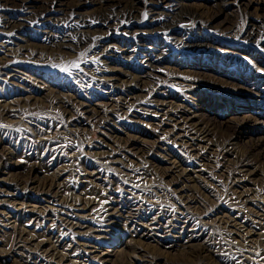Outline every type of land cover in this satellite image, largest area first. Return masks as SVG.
Instances as JSON below:
<instances>
[{
  "label": "rangeland",
  "instance_id": "1",
  "mask_svg": "<svg viewBox=\"0 0 264 264\" xmlns=\"http://www.w3.org/2000/svg\"><path fill=\"white\" fill-rule=\"evenodd\" d=\"M0 264H264V0H0Z\"/></svg>",
  "mask_w": 264,
  "mask_h": 264
},
{
  "label": "bare ground",
  "instance_id": "2",
  "mask_svg": "<svg viewBox=\"0 0 264 264\" xmlns=\"http://www.w3.org/2000/svg\"><path fill=\"white\" fill-rule=\"evenodd\" d=\"M49 9V8H48ZM58 11L61 13V12H65V11H73V12H75V9H73V8H70V9H67V8H64V7H62V9H58ZM77 11V10H76ZM41 16L42 17H47V15L43 12L42 14H41ZM73 18H75V19H78V18H80V17H78V16H74Z\"/></svg>",
  "mask_w": 264,
  "mask_h": 264
}]
</instances>
